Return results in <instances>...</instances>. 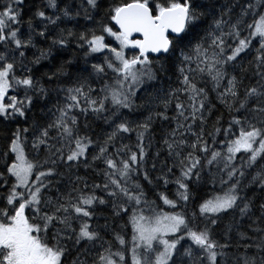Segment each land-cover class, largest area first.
I'll list each match as a JSON object with an SVG mask.
<instances>
[{"label":"snow or ice","instance_id":"6c2138e0","mask_svg":"<svg viewBox=\"0 0 264 264\" xmlns=\"http://www.w3.org/2000/svg\"><path fill=\"white\" fill-rule=\"evenodd\" d=\"M0 264H264V0H0Z\"/></svg>","mask_w":264,"mask_h":264}]
</instances>
